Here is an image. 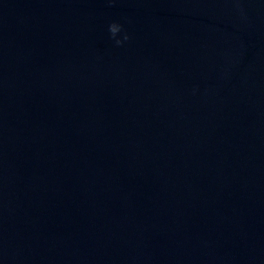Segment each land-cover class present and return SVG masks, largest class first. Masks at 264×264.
I'll return each instance as SVG.
<instances>
[{
	"label": "water",
	"instance_id": "1",
	"mask_svg": "<svg viewBox=\"0 0 264 264\" xmlns=\"http://www.w3.org/2000/svg\"><path fill=\"white\" fill-rule=\"evenodd\" d=\"M0 264H264V0H0Z\"/></svg>",
	"mask_w": 264,
	"mask_h": 264
},
{
	"label": "clouds",
	"instance_id": "2",
	"mask_svg": "<svg viewBox=\"0 0 264 264\" xmlns=\"http://www.w3.org/2000/svg\"><path fill=\"white\" fill-rule=\"evenodd\" d=\"M108 31L110 33V38L115 41L117 46L122 45L125 41L129 40V36L124 32L122 39L118 38V34L123 31V25L118 22H112L108 26Z\"/></svg>",
	"mask_w": 264,
	"mask_h": 264
}]
</instances>
